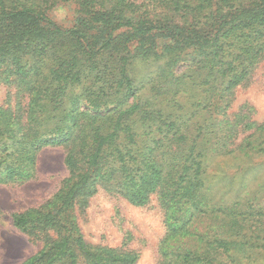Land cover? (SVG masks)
I'll use <instances>...</instances> for the list:
<instances>
[{
  "label": "trees",
  "instance_id": "obj_1",
  "mask_svg": "<svg viewBox=\"0 0 264 264\" xmlns=\"http://www.w3.org/2000/svg\"><path fill=\"white\" fill-rule=\"evenodd\" d=\"M263 59L264 0H0V182L33 179L47 146L67 169L12 214L41 242L19 264H138L84 239L99 191L157 202L156 264H264V119L230 111Z\"/></svg>",
  "mask_w": 264,
  "mask_h": 264
},
{
  "label": "rangeland",
  "instance_id": "obj_2",
  "mask_svg": "<svg viewBox=\"0 0 264 264\" xmlns=\"http://www.w3.org/2000/svg\"><path fill=\"white\" fill-rule=\"evenodd\" d=\"M72 10V3H61L52 9V14L59 24L66 26L71 23ZM6 88L0 84V101L6 97ZM244 102L253 106V118L264 119V59L251 74L249 83L236 87L230 111ZM63 157L62 146L44 147L37 153L33 179L23 183L0 182V264H19L41 247L40 241L13 225L12 214L42 204L57 190L67 174ZM259 169H264V164ZM152 202L148 207H139L118 195L99 191L90 198L84 212L76 211V219L86 241L109 246L125 243L140 252L138 264H156L158 243L165 229L161 210L155 200Z\"/></svg>",
  "mask_w": 264,
  "mask_h": 264
}]
</instances>
